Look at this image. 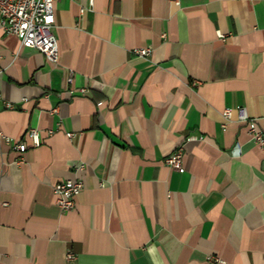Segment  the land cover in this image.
<instances>
[{
	"label": "crops",
	"instance_id": "1",
	"mask_svg": "<svg viewBox=\"0 0 264 264\" xmlns=\"http://www.w3.org/2000/svg\"><path fill=\"white\" fill-rule=\"evenodd\" d=\"M54 10L56 65L0 25V264H264V0Z\"/></svg>",
	"mask_w": 264,
	"mask_h": 264
},
{
	"label": "built area",
	"instance_id": "2",
	"mask_svg": "<svg viewBox=\"0 0 264 264\" xmlns=\"http://www.w3.org/2000/svg\"><path fill=\"white\" fill-rule=\"evenodd\" d=\"M56 0H0V25L7 35L15 36L23 48L33 49L46 58L52 64H58L59 51L53 27L55 25L54 3ZM176 5L180 0H170ZM135 54L139 57H148L151 54L150 48L136 49ZM70 79L69 81H71ZM231 111H224V118L229 120ZM249 133L253 141L260 145L264 151V135L258 130L253 120L247 119ZM70 136V135H69ZM28 137L32 140L34 147L40 146L39 134L36 129L28 131ZM0 139L13 145V149L20 155L19 163L22 162V155L28 150L25 142H13L12 139L0 132ZM165 163L172 169L183 171V151L178 148L165 159ZM84 183L80 179H69L58 182L54 186V193L57 197V205L62 211H71L75 207V197L81 193Z\"/></svg>",
	"mask_w": 264,
	"mask_h": 264
}]
</instances>
